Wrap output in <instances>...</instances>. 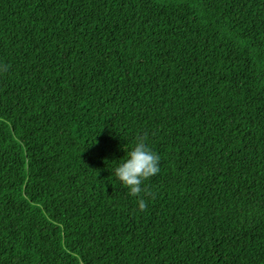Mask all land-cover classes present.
Masks as SVG:
<instances>
[{"label":"trees","instance_id":"16d2710c","mask_svg":"<svg viewBox=\"0 0 264 264\" xmlns=\"http://www.w3.org/2000/svg\"><path fill=\"white\" fill-rule=\"evenodd\" d=\"M0 264H264V0H0Z\"/></svg>","mask_w":264,"mask_h":264},{"label":"clouds","instance_id":"9594fccd","mask_svg":"<svg viewBox=\"0 0 264 264\" xmlns=\"http://www.w3.org/2000/svg\"><path fill=\"white\" fill-rule=\"evenodd\" d=\"M160 159V155L152 150L147 140L144 137H138L127 158L114 168L115 178L137 197L140 210L147 208V202L140 195L147 194L144 181L159 172Z\"/></svg>","mask_w":264,"mask_h":264}]
</instances>
